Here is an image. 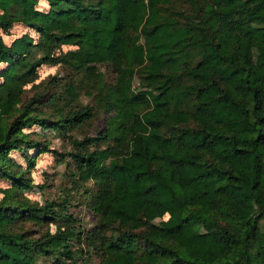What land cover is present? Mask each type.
I'll return each instance as SVG.
<instances>
[{"label":"trees","instance_id":"trees-1","mask_svg":"<svg viewBox=\"0 0 264 264\" xmlns=\"http://www.w3.org/2000/svg\"><path fill=\"white\" fill-rule=\"evenodd\" d=\"M0 64V264H264V0H0ZM42 65L89 76L106 126L71 134L96 114L73 84L24 102ZM30 150L67 164L59 201L24 194Z\"/></svg>","mask_w":264,"mask_h":264},{"label":"rangeland","instance_id":"rangeland-1","mask_svg":"<svg viewBox=\"0 0 264 264\" xmlns=\"http://www.w3.org/2000/svg\"><path fill=\"white\" fill-rule=\"evenodd\" d=\"M41 4L42 7L46 8L45 4ZM27 32H29L35 39L38 38V35L34 31H31L22 24H15L9 35L4 34V40L8 44H11L16 38L24 35ZM70 48L71 47L69 46L63 47L65 51ZM4 65L5 64H0V71L3 69ZM102 71L107 72L108 83L112 84L115 82L116 73L114 70H112V68L109 71L106 70V68H102ZM38 72L39 78L34 81V83H29L26 85L27 91L22 96L24 102L30 99L40 89H43L46 93V96H49L50 93L60 91L62 92V86L65 84H73L78 87L80 94L78 105H94L96 113L95 117L87 124L71 132V134L76 138L82 139L85 135H95L99 129H102L106 126L107 121L114 115V111L109 106H105L103 102H98L96 99L90 97V95L86 93V90L81 89L82 86H87L89 89L93 87L92 79L89 76L86 78L84 74H82L83 72L74 73L61 65H42ZM54 75H57L59 79L53 80L52 78ZM33 84L36 85L33 86ZM137 85L138 80L136 78L134 86ZM68 100H70V98H68ZM72 102H74V105L77 103V101ZM59 106H63L65 109L68 107L65 104V101H60ZM58 107L47 106L42 107V110H45L47 115L56 117ZM31 131H39L40 134L38 138H40L42 142L48 144L50 149L63 152L68 151L71 148L68 139L61 136V134L56 130H43L38 126H33ZM29 153L36 157L35 163L31 166V177L34 180V183L38 186L33 190L24 192V194L33 200L39 201H59L61 198L65 197L69 188L71 187L69 180L70 171H68L69 169L67 164L59 163L51 152L37 154L36 150H30ZM13 157L24 167H28V159L22 153L14 152ZM9 186V181L4 179L0 180V198L3 196L4 190ZM80 198L79 200L83 202V197L81 199ZM75 202V199H72V204ZM71 210L75 212L76 216L80 219V222H82L84 227L92 228L95 220L91 211L86 207L84 202L80 206L76 205L72 207ZM29 226L31 225L29 224ZM52 229L54 230V226H52Z\"/></svg>","mask_w":264,"mask_h":264}]
</instances>
